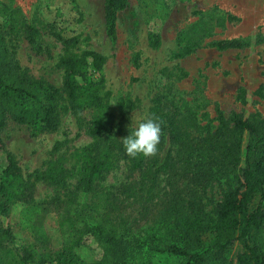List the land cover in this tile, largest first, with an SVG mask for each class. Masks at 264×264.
Instances as JSON below:
<instances>
[{
	"label": "trees",
	"instance_id": "1",
	"mask_svg": "<svg viewBox=\"0 0 264 264\" xmlns=\"http://www.w3.org/2000/svg\"><path fill=\"white\" fill-rule=\"evenodd\" d=\"M128 3L106 0L107 35L114 44L118 16ZM0 19L5 23L0 28V150H5L1 133L10 123L56 134L62 114L69 111L91 113L88 134L94 139L86 150L89 162L75 193L68 189L69 171L59 161L32 175L35 182L65 192L64 199L56 197L42 204L35 203L34 184L25 178L14 156H8L0 182V264L33 260L41 264H157L158 257L176 259L179 264H264V120L234 114L227 122L218 111L219 127L212 133L191 111L157 99L152 117L161 123L158 150L148 157H129L122 144L129 131L117 128L101 84L92 77L106 58L95 52L66 57L61 62L63 88H57L23 71L12 51V35L23 33L33 45L38 32L25 20L18 23L16 13L2 3ZM200 29L195 26L182 37L183 57L201 47ZM57 37L67 49L77 43ZM252 44H264V36L223 41L212 47L228 51ZM169 145L176 149V156L169 152L164 159ZM120 158L131 163L138 183L122 195L99 190L97 185ZM164 173L170 175V199L161 203L159 178ZM215 184L223 185L225 192L210 212L203 195ZM79 194L93 196L96 203L93 207L81 204ZM50 215L58 219L60 246L54 244L47 227ZM19 224L34 236L23 255L14 245V225ZM88 239L96 240L103 252L89 263L80 254Z\"/></svg>",
	"mask_w": 264,
	"mask_h": 264
},
{
	"label": "rangeland",
	"instance_id": "2",
	"mask_svg": "<svg viewBox=\"0 0 264 264\" xmlns=\"http://www.w3.org/2000/svg\"><path fill=\"white\" fill-rule=\"evenodd\" d=\"M16 13L17 22L30 25L38 33L31 44L23 33L12 35L16 61L28 75L62 89L65 70L61 62L73 55L95 52L106 58L101 70L92 76L100 82L111 115L118 129L129 131L137 120L152 117L154 101L191 111L202 127L214 133L219 127L218 111L230 122L234 114L247 119L264 120V44L220 51L214 44L223 41L249 40L264 36V0H129L120 12L117 43L107 35L106 0H0ZM16 23V25H18ZM5 23L0 19V28ZM201 26V47L183 57L182 37ZM60 35L77 43L66 48ZM245 94V97H243ZM67 106V101L64 102ZM91 113L62 114L56 134H41L30 127L10 123L1 133L5 150H0V182L8 167V156L18 162L25 178L34 184L35 203L65 198L61 188L35 182L32 175L61 162L69 171L68 189L75 193L83 167L89 162L87 148L94 139L88 134ZM231 124V123H230ZM176 156V149L168 146ZM169 173L160 176L161 203L170 199ZM139 176L128 159L120 158L116 167L97 188L122 195L137 184ZM225 188L210 186L203 195L207 210L213 212L222 201ZM75 196V194H74ZM81 204L93 207V196L78 195ZM18 222V218L14 223ZM14 245L22 253L34 242L30 229L14 225ZM47 227L56 246L61 245L58 219L50 215ZM85 262L102 257L94 239L80 251ZM157 264H179L176 259L158 257ZM28 264H41L38 260Z\"/></svg>",
	"mask_w": 264,
	"mask_h": 264
},
{
	"label": "clouds",
	"instance_id": "3",
	"mask_svg": "<svg viewBox=\"0 0 264 264\" xmlns=\"http://www.w3.org/2000/svg\"><path fill=\"white\" fill-rule=\"evenodd\" d=\"M161 136V123L158 119L146 116L132 122L129 134L123 138L125 153L132 158L137 156H152L158 150Z\"/></svg>",
	"mask_w": 264,
	"mask_h": 264
}]
</instances>
